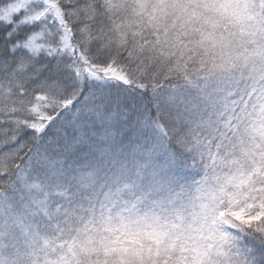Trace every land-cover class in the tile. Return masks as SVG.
Returning <instances> with one entry per match:
<instances>
[{
    "label": "snow or ice",
    "instance_id": "1",
    "mask_svg": "<svg viewBox=\"0 0 264 264\" xmlns=\"http://www.w3.org/2000/svg\"><path fill=\"white\" fill-rule=\"evenodd\" d=\"M0 264H264V0H0Z\"/></svg>",
    "mask_w": 264,
    "mask_h": 264
}]
</instances>
